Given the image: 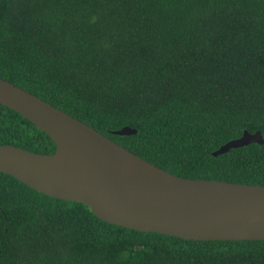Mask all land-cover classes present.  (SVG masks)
Masks as SVG:
<instances>
[{"label":"trees","instance_id":"trees-1","mask_svg":"<svg viewBox=\"0 0 264 264\" xmlns=\"http://www.w3.org/2000/svg\"><path fill=\"white\" fill-rule=\"evenodd\" d=\"M0 77L175 175L264 185V144L212 154L264 136V0H0ZM0 145L57 148L2 104ZM0 264H264V240L127 228L0 171Z\"/></svg>","mask_w":264,"mask_h":264},{"label":"water","instance_id":"water-1","mask_svg":"<svg viewBox=\"0 0 264 264\" xmlns=\"http://www.w3.org/2000/svg\"><path fill=\"white\" fill-rule=\"evenodd\" d=\"M0 104L28 118L57 145L52 154L0 145V171L31 188L81 202L104 221L139 231L196 241L264 240V185L175 175L2 77ZM113 133L133 135L137 129L125 126ZM251 143L264 144L261 131L245 130L212 154ZM69 161L88 165L94 182L74 175ZM177 190L199 199L184 212L147 203L151 196Z\"/></svg>","mask_w":264,"mask_h":264},{"label":"bare ground","instance_id":"bare-ground-1","mask_svg":"<svg viewBox=\"0 0 264 264\" xmlns=\"http://www.w3.org/2000/svg\"><path fill=\"white\" fill-rule=\"evenodd\" d=\"M72 173L85 182L93 183L94 177L91 168L84 163H75L69 161ZM142 173V172H140ZM199 198L183 190H177L169 193H159L147 199V203L161 208L175 207L178 211L184 212L193 205Z\"/></svg>","mask_w":264,"mask_h":264}]
</instances>
